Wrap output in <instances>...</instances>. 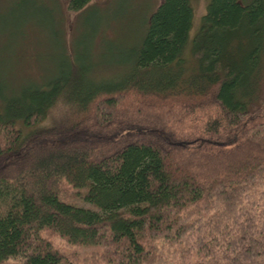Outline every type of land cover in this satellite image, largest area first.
<instances>
[{"label": "trees", "instance_id": "trees-1", "mask_svg": "<svg viewBox=\"0 0 264 264\" xmlns=\"http://www.w3.org/2000/svg\"><path fill=\"white\" fill-rule=\"evenodd\" d=\"M194 19L161 0L105 75L0 73V264H264V0Z\"/></svg>", "mask_w": 264, "mask_h": 264}, {"label": "rangeland", "instance_id": "rangeland-1", "mask_svg": "<svg viewBox=\"0 0 264 264\" xmlns=\"http://www.w3.org/2000/svg\"><path fill=\"white\" fill-rule=\"evenodd\" d=\"M160 1L92 0L93 6L79 12L69 8L68 0H0V73L10 85L20 84L55 72L68 53L85 51L97 75L108 74L118 52L142 35L145 20ZM208 1L192 0L191 37ZM56 241L60 248L83 256L92 250Z\"/></svg>", "mask_w": 264, "mask_h": 264}]
</instances>
